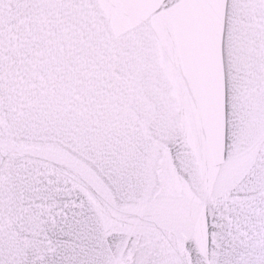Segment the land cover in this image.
<instances>
[{"label": "snow or ice", "instance_id": "snow-or-ice-1", "mask_svg": "<svg viewBox=\"0 0 264 264\" xmlns=\"http://www.w3.org/2000/svg\"><path fill=\"white\" fill-rule=\"evenodd\" d=\"M0 264H264V0H0Z\"/></svg>", "mask_w": 264, "mask_h": 264}]
</instances>
